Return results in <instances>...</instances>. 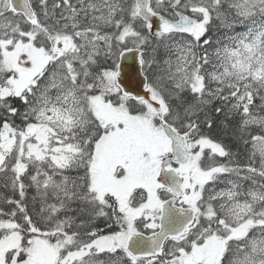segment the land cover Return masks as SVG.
<instances>
[{"label": "snow or ice", "instance_id": "snow-or-ice-1", "mask_svg": "<svg viewBox=\"0 0 264 264\" xmlns=\"http://www.w3.org/2000/svg\"><path fill=\"white\" fill-rule=\"evenodd\" d=\"M0 264H264V0H0Z\"/></svg>", "mask_w": 264, "mask_h": 264}]
</instances>
